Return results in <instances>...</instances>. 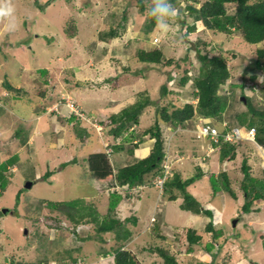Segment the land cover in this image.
Instances as JSON below:
<instances>
[{"label":"rangeland","instance_id":"obj_1","mask_svg":"<svg viewBox=\"0 0 264 264\" xmlns=\"http://www.w3.org/2000/svg\"><path fill=\"white\" fill-rule=\"evenodd\" d=\"M35 1L0 0V6L7 3L13 9L10 16L0 15V84L7 80L6 75L13 74V85L29 92L23 117L29 116V106L38 118L47 115L46 120L42 119L44 129H47L45 135H40L41 129L35 135L26 133L25 129L30 128L26 126L31 124L34 132V121L40 122L33 115L23 125L14 116H10L14 120L9 121V125L5 119H0V163L18 155L15 161L21 165L20 170L9 177L6 191L0 195V264H10V261L13 264H38L46 260H51V264H69L72 257L78 260L77 263L112 264L113 256L106 257V252L120 246L131 251L140 264H165L159 253L152 252L158 248L168 250L179 264H264V203L259 213L246 215L225 189L221 188L213 197L210 179L212 175L219 177L222 187L219 174L225 167L223 170L229 176L233 192L241 198V185L247 180L240 169L243 160L250 157L248 166L252 178L264 179L260 174L264 171V147H258L263 159L261 166L253 161V152L249 156L245 153L247 148H256L248 143H245V146L248 144L246 148L239 149L236 163L221 167L214 160L207 165L203 159L210 143L197 134L198 127L200 129L203 122H211L209 120L197 118L178 127L160 122L166 154L173 156V160L170 169L164 168L163 175L148 180L145 188L138 187L130 194L122 192L124 198L115 216L133 233L130 242H116L115 233L102 235L103 243L85 241L88 237L99 238L94 224H83L75 230L65 215L48 207L53 203L86 199V204L92 205L100 218L108 215L107 186L91 177L87 168L91 154L110 153L113 145L122 143V139L114 141L108 136L111 129L108 119L141 99H151L154 105L144 110L139 125L131 130L141 138L159 119L161 109L168 108L172 113L175 108L196 103L192 86L202 65L198 52L210 57L221 54L229 60L232 78L220 94L230 99L232 115L245 113L247 124L249 120L256 124L257 119L251 116L241 95L245 93L256 109L264 110V73L254 67L264 42L250 45L240 35L208 30L202 21L197 22L190 16L188 7L200 9L208 0H179V5L174 6L178 14L169 20L170 28L166 32L157 25L149 30L151 16L148 10L153 0H38V6L44 7V12L37 10ZM227 9L231 13L235 5H228ZM189 27L195 29L189 31ZM71 31H75L74 38L69 37ZM110 31L117 33V38L111 39L107 35ZM142 49L161 50L163 63H141L138 52ZM168 60L175 64L168 66ZM45 69L47 73L43 72ZM185 72L190 81L181 88L177 78ZM255 73L259 79L252 81L251 76ZM164 85L169 90L166 96L162 93ZM232 85H245L246 89H232ZM6 94L8 92L2 97ZM62 99L66 100V105L60 104ZM0 105L8 111L14 106L12 101L0 102ZM74 105L86 111L85 116L78 113L92 135L79 139L75 147L63 149L59 139L63 135L58 132L54 118L60 116L62 108L67 113H62L61 118L76 111ZM105 125L102 135L101 129ZM218 127L222 129V126ZM256 128L260 129L258 124ZM51 129L53 134L46 135ZM75 136L74 131L73 138ZM143 137L147 141L145 146L151 144L153 147L154 139L148 135ZM51 141L55 144L54 149L50 147ZM147 153V150L141 151L136 157L128 158V162H137ZM72 157L77 159V164H70L66 171H60V164L71 161ZM117 160L113 155L111 163L116 166ZM198 167L205 176L187 191L203 208H214L215 224L218 225L215 230L219 229L223 235L215 241L211 251L207 250V245L214 243L212 233L207 230L209 218L183 211V196L179 189H173L178 199L171 201V195L156 186L161 178L173 180L174 172H179L186 181L198 173ZM48 171H55L56 175L43 178ZM30 179H35V185ZM29 182L33 184L31 189L26 188ZM256 183L259 185L260 182ZM100 189L105 192L101 193ZM17 195H20L19 202ZM6 209L9 210L7 215L3 213ZM223 210L225 216L221 214ZM234 221H237L236 226ZM57 226L60 229L55 228ZM189 229L195 230L202 239L195 246H190L187 240Z\"/></svg>","mask_w":264,"mask_h":264},{"label":"trees","instance_id":"obj_2","mask_svg":"<svg viewBox=\"0 0 264 264\" xmlns=\"http://www.w3.org/2000/svg\"><path fill=\"white\" fill-rule=\"evenodd\" d=\"M38 2V0L35 1V7L38 11L44 12V7L38 6ZM171 3L173 6L177 7L179 5V0H171ZM228 5H235V10L229 13L227 9ZM188 9L190 11V16L194 17L197 22L202 21L208 30L228 35H240L244 41L250 45H258L264 42V0H208L200 9L194 8L193 6L188 7ZM141 10L144 11V7H141ZM156 25L155 19L151 17L149 30ZM193 29H195V27H189V31ZM107 35L110 36L111 39L117 38V33L114 31H110ZM69 37L74 38L75 31L70 33ZM258 55L254 67L255 70L264 73V49H259ZM198 56L202 65L200 74L195 78L192 86L193 96L195 97L196 103H187L180 108H175L172 113H169L168 108H163L158 112L160 120L158 119L151 129L142 134V137L143 135L144 137L148 135L150 139H154L153 147L149 150V153L145 158L137 162H128V158H133L136 157L137 154H140L141 146L144 145L145 142L142 137L138 138V136H136L131 130L133 127L139 125L141 114L146 108L154 105V102L152 103L149 98L141 99L136 104L116 115H113L111 119H108V122L111 125V127H109L111 129L108 131V136L115 141L122 139V143L113 145L109 149L111 150L110 153H106V151L103 153H94L87 159V168L91 177L93 176L98 179V181L106 184L107 192L109 191V213L105 218H100L99 214L95 211V208L91 207L92 205L86 204V199L48 205V207L54 211L65 215L66 218L74 224L75 230L83 224H94L99 238L88 237L85 241L96 240L99 243H103L104 240L102 235L108 233L116 234V242L122 241V243H128L132 240L133 233L115 216V212L123 201L124 197L122 196V192L130 194L132 190L143 185H148V180L152 181L154 177L161 174L163 175L167 154L164 131L161 129L162 125L160 122L178 127L185 126L186 123L201 118L203 120L211 121L203 122L205 125L214 122L222 126V129H220L218 127L219 125L216 126L212 124V126H216L218 129L219 142L218 144L213 142V145L209 142L210 147L206 150L208 153L203 159V162L207 165H211L214 160L216 163L219 162L221 167L226 164L236 163L238 160L237 153L239 149L246 148L248 144H252L256 148H247L249 151V154L246 152L248 154L247 156L253 152V161L260 166L262 165L263 159H261L258 145L264 147V110L256 109L252 103V99L243 93L241 95L242 101L246 104L248 111L251 112V116L257 119L256 124H258V127H260L261 130L256 128V124H253V120H249V123L247 124L248 117L245 113H234V115H232L230 112L233 109V105L230 103V99L228 96L225 97L220 94V91L232 78L229 68V60L221 54L210 57L208 54L202 55L201 52H198ZM138 59L141 63L159 65L164 61V54L159 49H142L138 52ZM166 64L172 66L175 63L173 60H168ZM43 72L47 73L48 71L44 70ZM258 79L259 77L256 73L251 76L252 81H257ZM169 80H171V77H169ZM189 81L190 78L188 72H185L183 76L177 78V85L184 88ZM0 87L2 88L1 93L8 92L6 97H4V104L12 100L23 99L29 95V92L24 88L16 87L8 80H5L4 83L0 84ZM237 87H240L242 91L246 89L245 85H232V89ZM252 89L254 88L252 87ZM168 91V86L164 85L162 87L163 95L166 96ZM169 106L171 107L173 105L170 104ZM71 117L82 122V120L75 115H71ZM236 127H240L245 130V132L255 128V131L257 132V135H255L257 145L254 141L240 140L237 138L232 141H227L226 135ZM136 138L138 139L137 141ZM245 143L248 144L245 146ZM115 154H121V156L118 157V163H116V166L111 163V158ZM17 156L18 155H13L11 158L9 157L4 162L0 163V195H3V192L6 191L7 183L10 182L9 177L16 173L12 170L18 162L15 161ZM249 160L250 157H245L242 163L243 166L240 168L247 179L246 181H243L241 185V188L243 189L241 198L233 192L229 176L227 172L223 170L225 167L222 169L220 168L221 172L219 174L220 178L223 180L221 182L222 187L219 183V177L217 178L212 175L210 179L214 192L213 197H215L216 194L220 192L219 190L223 188L230 193L235 199L234 201L239 203V209L242 213L246 215H255L260 212V207L264 201V179H255L251 177V168L248 166ZM70 164H77V159L74 158L67 163H61L60 170H65ZM124 164L125 166H122ZM20 167L21 165L19 164V169ZM197 170L198 173L186 181H183L182 175L179 172H174V179L171 180L168 178L164 189L171 195L169 197L171 201H176L178 199L173 189L177 188L181 191L183 196L181 209L183 211L193 212L196 215L203 214L209 218L210 221L207 224V230L212 233L214 243L208 244L207 250L211 251L214 248L215 241L223 234L220 230H215V223L217 222L216 216H214V208H203L198 199L187 191L189 186L205 176L202 168L198 167ZM260 174L264 175V171ZM55 175V171H48L43 178L48 179ZM35 179H30V181L33 183ZM249 180L250 182H248ZM256 181L260 182L259 185H257ZM116 187L120 188V191L110 189ZM100 190L101 193L105 192L103 189ZM17 200L18 202L20 201V195H17ZM132 220L136 223L135 219ZM55 228L60 229L59 226ZM161 238L164 239L163 237ZM187 238L190 246H195L202 240L201 237L196 234V231L192 229L188 230ZM77 250H79V248ZM153 251L159 253V255L165 259V264H179L168 250L158 248L152 250V252ZM111 254L113 256L112 264H140L136 256L131 251L126 250L124 246L114 248L111 252H106V257ZM72 262L73 264H76L78 260L72 257L69 264ZM51 263V260H46L44 262L41 261L38 264Z\"/></svg>","mask_w":264,"mask_h":264},{"label":"crops","instance_id":"obj_3","mask_svg":"<svg viewBox=\"0 0 264 264\" xmlns=\"http://www.w3.org/2000/svg\"><path fill=\"white\" fill-rule=\"evenodd\" d=\"M5 47L6 48H8V46L7 45H5ZM27 48V46L26 47H24V49H26ZM24 70H27L26 68H24ZM45 70H47V69H45ZM9 78V79H8ZM6 79L11 83V84H13L12 82H11V80H14L15 79V77H13V74H9V76H7L6 75ZM0 82H2V80H0ZM17 87H21V86H18L17 85ZM27 91V90H26ZM2 92V88L0 87V102L1 103H4V98L2 97L4 94H5V92H3V93H1ZM7 92V91H6ZM7 95V94H6ZM28 96H26L25 98H23V99H20V100H12V102H13V104H14V106L11 108L12 109V111H8L6 108L4 109L3 107H2V105H0V119H5L6 121H7V124L9 125V121H11V122H13V120L14 119H11V117L10 116H14V117H17V119H16V121H21L22 122V125L24 124V122H25V120L27 121V120H29V118L31 117V119L33 118L32 117V115L36 118L37 117V119H40V122L38 123V121H34V125L36 124V129H35V131L33 132L32 131V126H31V124L30 125H28V126H26V127H29L30 126V128H27V129H25V131H26V133L27 134H36L35 132L38 130L39 131V129H41V134L40 135H43L44 133H46L47 132V129H44V124H45V122H44V120L42 121V119H45L46 120V116L47 115H45L44 117H41V118H38V116H36L35 114H33L32 113V108L29 106V109H30V112H29V116H27V118L25 117H23V113H24V104H25V99L27 98ZM18 106V107H15V106ZM5 107V106H4ZM82 108V107H81ZM61 111H62V113H67V110L66 109H61ZM86 112V111H85ZM62 113L60 114V116L58 117V118H54V119H57V120H54V122L57 124L58 123V129L59 130H61V131H59L58 130V132L60 133V135H63L62 137H60L59 139H61V146H60V148H63V149H69V147H75L76 146V144L78 143V141H79V139H83V138H85L86 137V135H88V134H91L92 135V132H90V130L88 129V128H86V126L85 125H83V122H81V121H78L77 119H74V118H72V117H68V115L66 116V117H63V118H61V115H62ZM89 113H91V112H89L88 111V114ZM92 113H93V115H94V112L92 111ZM48 115H49V113H48ZM90 115V114H89ZM51 116V115H50ZM18 118H22V119H18ZM106 120V119H105ZM27 122H29V121H27ZM53 123V122H52ZM55 123H53L54 125H56ZM69 129H70V133L68 132L69 131ZM72 129V130H71ZM105 127H102V131H103V133H101L102 135H104L105 134ZM74 131H75V133H76V136H75V138H73V133H74ZM18 132H19V129L16 131V137L18 138L19 136H18ZM67 133V134H63V133ZM51 134H53L52 133V129L51 130H49V132H48V134H46V135H51ZM45 135V134H44ZM82 136V137H81ZM90 137H92V136H90ZM110 137V136H109ZM111 138V137H110ZM89 139V138H88ZM114 140V139H113ZM115 141V140H114ZM82 142V141H81ZM84 142H87V141H84ZM145 142H147V141H145ZM144 142V145H142L141 146V151L143 150V152L144 151H148V153H149V150L150 149H152V145L150 144V143H148V144H150V146L149 145H146L145 146V143ZM24 143H26V142H24ZM106 143V142H105ZM49 144L51 145L50 147H52L53 149L55 148L54 147V145L55 144H53V142L51 141V142H49ZM116 144H119V143H116ZM106 146V145H105ZM109 147H110V145H109ZM73 149V148H72ZM260 149H261V147H260ZM259 150V149H258ZM245 151H247L248 152V154H249V151L248 150H245ZM94 152V151H93ZM264 152V150L262 149V153ZM147 153V154H148ZM246 153V152H245ZM145 154V153H144ZM13 156V155H12ZM11 156V157H12ZM119 156H121V154H115L114 155V157L117 159ZM123 156V155H122ZM252 156H253V154H252ZM10 157V158H11ZM146 157V155L145 156H142V158L141 159H143V158H145ZM82 158V157H81ZM80 158V159H81ZM72 159H74L73 157H72ZM140 159V160H141ZM263 164V163H262ZM80 166V165H79ZM122 166H125V164L124 165H122ZM263 167H264V165H263ZM68 168H66L65 170H60V171H66ZM20 169H19V164H16V166H14V168H13V170L12 171H14V172H17V171H19ZM60 175V174H59ZM55 179H56V177H55ZM100 182V181H99ZM111 189V188H110ZM94 195H95V193H94ZM142 195H140V197H141ZM234 202H236V201H234ZM236 203H238V202H236ZM264 203V201L262 202V204ZM122 204V203H121ZM121 206V205H120ZM211 208H213V207H211ZM208 209V208H207ZM223 216H225V210H223V212L221 213ZM210 221V220H209ZM219 230V229H218Z\"/></svg>","mask_w":264,"mask_h":264},{"label":"clouds","instance_id":"obj_4","mask_svg":"<svg viewBox=\"0 0 264 264\" xmlns=\"http://www.w3.org/2000/svg\"><path fill=\"white\" fill-rule=\"evenodd\" d=\"M12 11H13V9H12V7H11L10 4L5 3L2 6H0V15L10 16L11 13H12ZM177 14H178V10L173 6V4L171 3V0H153V5L148 10V15H150L151 17H153L155 19L156 24H157V27L162 32H166L170 28L169 20L171 18L175 17ZM60 104L66 105L67 102H66L65 99H62V101H61ZM74 106L77 107V110L76 111H72L71 113L67 114L68 117H71V115H75L76 117H79L82 120V122H83V118H82L81 115L85 116L84 115L85 111L80 106H76V105H74ZM78 111L81 114L80 116L77 114ZM208 125H211L212 126V124H208ZM213 127L217 128L216 126H213ZM200 130H201V127H200V129L198 127V134L197 135L199 137H201V138H206L213 145V140H211L210 137H203V136H201L200 135ZM234 130H239L240 131L239 132L240 133V138H238V139H240V140H251V141H254V143L257 145L256 139H255V135H257V132L255 131V128H252L249 131H246L245 132V130L241 129L240 127H236V128H234L229 133H232L233 134L234 133ZM251 131H254V137H251L250 136V132ZM258 147L259 148L261 147V149L263 148L260 145H258ZM172 160H173V156H171L169 153H167V160L165 161V163L166 162H169V164H170L172 162ZM165 163H164V165H165ZM145 186L146 185H143L140 188L143 189V188H145ZM116 188H118V187H116ZM116 188H114V189H116ZM10 264H12L11 261H10ZM76 264H78V263H76Z\"/></svg>","mask_w":264,"mask_h":264},{"label":"built area","instance_id":"obj_5","mask_svg":"<svg viewBox=\"0 0 264 264\" xmlns=\"http://www.w3.org/2000/svg\"><path fill=\"white\" fill-rule=\"evenodd\" d=\"M79 115V113H77ZM80 116V115H79ZM240 131L239 130H234V133H228L226 135V140L227 141H232L233 139L235 138H240ZM200 135L203 136V137H210L211 140H213V142H215L216 144L219 142V133H218V129L211 126V125H203L201 127V130H200ZM250 136L251 137H254V131H251L250 132ZM164 168L165 169H170V166H169V162H166L165 165H164ZM166 177L164 178H161L157 183H156V186L157 188H159L160 190H163L164 189V186H165V183H166ZM78 264H83L82 262L78 263Z\"/></svg>","mask_w":264,"mask_h":264},{"label":"water","instance_id":"obj_6","mask_svg":"<svg viewBox=\"0 0 264 264\" xmlns=\"http://www.w3.org/2000/svg\"><path fill=\"white\" fill-rule=\"evenodd\" d=\"M244 99H245V98H244ZM244 99H243V100H244ZM32 185H33V184H32L31 182H29V183L26 184V188H27V189H31V188H32ZM8 212H9L8 209H6V210L3 211V213L6 214V215L8 214ZM236 224H237V221H234V222H233V225L236 226Z\"/></svg>","mask_w":264,"mask_h":264},{"label":"bare ground","instance_id":"obj_7","mask_svg":"<svg viewBox=\"0 0 264 264\" xmlns=\"http://www.w3.org/2000/svg\"><path fill=\"white\" fill-rule=\"evenodd\" d=\"M24 71V70H23ZM48 177V176H47Z\"/></svg>","mask_w":264,"mask_h":264}]
</instances>
